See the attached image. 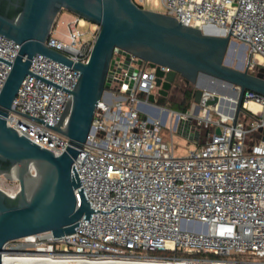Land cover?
I'll return each instance as SVG.
<instances>
[{
	"label": "built area",
	"instance_id": "obj_1",
	"mask_svg": "<svg viewBox=\"0 0 264 264\" xmlns=\"http://www.w3.org/2000/svg\"><path fill=\"white\" fill-rule=\"evenodd\" d=\"M134 1L141 7L145 3ZM161 1L163 12L183 24L230 33L246 46L252 65L264 66V0ZM86 25L77 15L69 23L68 40L52 31L46 43L74 61H87L100 26L82 30ZM19 49V43L0 34V90ZM113 58L110 87L73 164L92 214L70 234L43 232L20 244L11 240L5 251L19 253L29 243L35 249L24 252L31 256L49 252L59 258V248L71 262L86 264H264V95L246 91L247 111L236 121L218 104H206L212 96L208 91L199 106L194 102L191 108L173 110L149 99L151 93L159 95L158 69L165 80L169 66L138 63L131 54L123 67L126 55ZM30 70L7 124L61 154L69 139L49 124L61 117L79 71L40 53L31 59ZM178 80L179 74L176 85ZM250 101L261 109L248 106ZM168 123L171 142L161 133ZM186 123L200 128L198 146L177 155L173 131ZM202 129L206 138L200 137Z\"/></svg>",
	"mask_w": 264,
	"mask_h": 264
},
{
	"label": "water",
	"instance_id": "obj_2",
	"mask_svg": "<svg viewBox=\"0 0 264 264\" xmlns=\"http://www.w3.org/2000/svg\"><path fill=\"white\" fill-rule=\"evenodd\" d=\"M63 10L100 26L87 61H74L46 43ZM0 34L20 44L0 90V175L19 182L15 194L0 187V264L7 242L43 232L61 237L74 232L79 220L92 214L73 164L93 129L98 103L105 100L110 87L115 53L126 55L123 67L129 65L132 54L138 57V63L171 68L165 80L158 69L159 95L149 94L151 101L162 105L176 86L177 74L193 87L192 97L198 106L208 89L212 96L206 104L231 103L235 121L246 107V91L264 95V66L256 73L250 72V56L245 68L229 62L228 54L236 44L230 33L223 35L217 30L204 31L183 24L174 16L141 7L134 0H0ZM242 48L246 46L242 44ZM38 53L79 71L76 85L67 90L70 97L61 117L49 124L69 139L61 154L19 134L6 120L22 81L33 74L31 59ZM200 131L195 124L180 125V132L191 138L196 139L193 133L198 135ZM220 132L218 127L216 133Z\"/></svg>",
	"mask_w": 264,
	"mask_h": 264
},
{
	"label": "rangeland",
	"instance_id": "obj_3",
	"mask_svg": "<svg viewBox=\"0 0 264 264\" xmlns=\"http://www.w3.org/2000/svg\"><path fill=\"white\" fill-rule=\"evenodd\" d=\"M142 6L144 8L161 11V12H163L164 10L161 0H145V3H143ZM76 16H77L76 14L68 10H63L58 16V20L56 22L53 33L56 36H59V37L64 38L65 40H68L69 39L68 38L69 23L73 21L76 18ZM93 23L94 22L87 20V25L83 27L82 30L84 31L91 30ZM233 40H235L236 44L232 45L230 52L228 54V60L233 66H239V67L245 68L246 62H247V55H246L247 50L246 48L245 49L242 48V41L238 39H233ZM179 82H181V80H178L177 84H179ZM230 88L233 90V86H230ZM154 91H156V89H154ZM206 91L209 92L208 89H206ZM224 93L226 94L227 92H224ZM194 102L195 101L192 96L191 97L189 96L187 99L181 102V99L179 97V92L172 90L164 105L169 109L184 110L188 107L191 108ZM251 121H252V118L248 117L247 124H250ZM161 133L163 135V138L166 141L171 142L169 123L163 126ZM101 134L102 133H100V135ZM173 143H174L175 151L177 155H186L191 149L198 146V142L194 138L184 135L182 132H180L179 129L173 131ZM0 187L8 192H14L18 189L19 182L16 180L7 179L5 176L0 175ZM23 242L25 241H23V239L21 238V239H16L13 244H20ZM25 246H27V248L20 250L22 253L26 249H30V250L35 249L33 245L29 243H25ZM20 251L19 253H21ZM22 253L18 256V258L24 257V254ZM24 253L26 254V251ZM14 254H17V253H14Z\"/></svg>",
	"mask_w": 264,
	"mask_h": 264
},
{
	"label": "bare ground",
	"instance_id": "obj_4",
	"mask_svg": "<svg viewBox=\"0 0 264 264\" xmlns=\"http://www.w3.org/2000/svg\"><path fill=\"white\" fill-rule=\"evenodd\" d=\"M227 105V104H226ZM248 106H250L251 108L255 109V110H260L261 109V105L250 101L247 103ZM225 105L224 104H220L218 103L217 108L218 110H220L221 112L224 111L222 110L223 107ZM32 236V235H30ZM28 237V236H27ZM21 253H17V254H10L7 253L5 251V247L3 250V264H86L84 262H71L69 258H67L66 256L64 258H55L52 255H50L49 252H43V254H39V256H31L28 253H22L24 254V257H20L18 258V256ZM101 264H106V263H101ZM169 264V263H167Z\"/></svg>",
	"mask_w": 264,
	"mask_h": 264
},
{
	"label": "flooded vegetation",
	"instance_id": "obj_5",
	"mask_svg": "<svg viewBox=\"0 0 264 264\" xmlns=\"http://www.w3.org/2000/svg\"><path fill=\"white\" fill-rule=\"evenodd\" d=\"M245 67H247V63H246V66ZM259 67L260 66L252 65L251 64V65H249L248 69L252 73H256L258 71ZM173 90L179 92V97H180L181 101H184L185 98H186V96L189 93H192L193 87L191 85L187 84L186 82H184V81L181 80V82H179V84H177ZM59 253H60L59 248H57V251H56V254L55 255L57 257H59V258H61V257L64 258L65 257V255L59 254Z\"/></svg>",
	"mask_w": 264,
	"mask_h": 264
},
{
	"label": "crops",
	"instance_id": "obj_6",
	"mask_svg": "<svg viewBox=\"0 0 264 264\" xmlns=\"http://www.w3.org/2000/svg\"><path fill=\"white\" fill-rule=\"evenodd\" d=\"M227 104V105H226ZM224 107H223V109L222 110H224L225 112H228L229 114H231L232 113V109H233V106H232V104L231 103H227V102H225L224 103ZM206 130L205 129H202V132H201V134H200V137H203V138H206ZM195 136H197V135H194V137ZM199 137V138H200ZM195 139V138H194ZM196 140V139H195Z\"/></svg>",
	"mask_w": 264,
	"mask_h": 264
},
{
	"label": "trees",
	"instance_id": "obj_7",
	"mask_svg": "<svg viewBox=\"0 0 264 264\" xmlns=\"http://www.w3.org/2000/svg\"><path fill=\"white\" fill-rule=\"evenodd\" d=\"M244 111H247V110H245V108L243 109Z\"/></svg>",
	"mask_w": 264,
	"mask_h": 264
}]
</instances>
